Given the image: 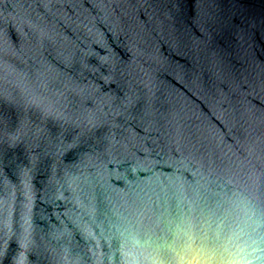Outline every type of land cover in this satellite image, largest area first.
Here are the masks:
<instances>
[{
  "label": "water",
  "instance_id": "1",
  "mask_svg": "<svg viewBox=\"0 0 264 264\" xmlns=\"http://www.w3.org/2000/svg\"><path fill=\"white\" fill-rule=\"evenodd\" d=\"M0 264H264V0H0Z\"/></svg>",
  "mask_w": 264,
  "mask_h": 264
}]
</instances>
